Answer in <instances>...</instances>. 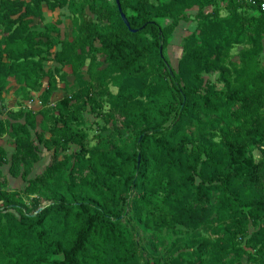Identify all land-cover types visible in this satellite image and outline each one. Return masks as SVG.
Masks as SVG:
<instances>
[{
    "label": "trees",
    "instance_id": "1",
    "mask_svg": "<svg viewBox=\"0 0 264 264\" xmlns=\"http://www.w3.org/2000/svg\"><path fill=\"white\" fill-rule=\"evenodd\" d=\"M44 1L51 11L68 8L72 41L32 30ZM119 1L130 28L116 0H0V101L11 80L25 100L47 78L44 96L54 94L44 63L60 47L54 61L77 75L87 68V86L111 112L110 134L90 139L74 123L106 105L89 89L73 108L64 99L62 113L46 111L50 138L41 134L38 144L53 162L31 179L37 114L0 121V138L11 130L16 145L11 161L0 149V264H191L162 239L177 225L209 247L198 264H264V0ZM193 21L175 72L165 51L180 24ZM213 74L223 89L205 81ZM5 165L27 184L23 192L8 190Z\"/></svg>",
    "mask_w": 264,
    "mask_h": 264
},
{
    "label": "rangeland",
    "instance_id": "2",
    "mask_svg": "<svg viewBox=\"0 0 264 264\" xmlns=\"http://www.w3.org/2000/svg\"><path fill=\"white\" fill-rule=\"evenodd\" d=\"M51 3L57 6L58 0H50ZM112 1V0H111ZM43 15L40 18H36L32 24V30L36 33H48L51 37H56L57 35L63 41H72L73 40V16L70 14L68 8L59 9L56 8L55 11H51L47 6V2L42 3ZM211 11V10H210ZM222 15H226L227 11L225 6L222 7ZM197 12V9L188 11V15L194 17ZM170 24V21L162 22L163 26ZM197 24L195 21L191 23H181L178 29L172 36V39L167 47L165 53L168 57L170 67L173 71H178V63L184 53V44L186 39L193 35L196 32ZM47 37L42 38V41L47 42ZM60 51V47H53L50 50L46 51V60H45V72L46 74L51 73L56 79V90L49 98L44 96V93L48 89L49 79L43 81V87L37 92L32 94L30 100H25L22 95H16L18 90V85L14 80L10 81V91L8 94L4 95V100L0 101V121H6L10 125L16 123H25V114L33 112L37 114V129L32 131V136L34 142L39 147L40 162L34 167V172L29 178H35L42 175L46 169L53 162V151H48L44 148L43 145L38 144V136L43 135L46 139L50 138V135L47 132H43L42 128L51 126L50 119L45 116V112L49 111L54 115H58L63 111L60 109L59 105L64 99H68L70 102L71 108L75 105V96L79 91L83 89H89L90 94H94L98 99H101L106 107L102 110H98L93 106H90L89 109L84 113L83 122L74 123V125L79 129L83 130L88 134L90 139H93L96 135L108 136L110 132V125H106V119L111 115L110 109L107 106V99L105 95L99 90L94 88H89L87 85L90 82L87 68L82 70L80 75H77L73 72L72 68L69 66H60L55 61V55ZM240 48H236L233 51V61L238 62V54ZM103 62V60H101ZM264 61V59H263ZM55 70H59V73H55ZM205 81L217 86L219 89H223V85L218 80V74L206 75ZM111 93L116 94L117 91L114 88H111ZM42 102V105L39 103ZM67 111L64 109V112ZM98 115V116H97ZM9 133L6 134L3 138H0V149L5 151L6 158L8 161H11L12 156L16 152V145L14 139L10 136ZM79 151V148L72 147L70 153H76ZM258 157L259 154L256 153ZM10 165H5L1 169L3 175L9 181V191H18L23 192L26 189L27 184L23 181L22 178L14 179L9 174ZM35 198L28 200V205L34 209L32 206L35 202ZM254 229L250 231V235L253 234ZM205 243L215 241L212 239V236L207 235L206 233L202 234ZM211 237V238H210ZM162 239H166L170 247L174 244L176 252L173 253L172 257L177 258L180 255L183 256V259L187 263L198 264L200 261L207 259L210 256L209 247L204 248L198 246V242L194 241L195 236L182 226H175L170 229H164L162 234ZM195 243V245H194ZM62 259L59 257H50L45 264H60ZM140 264H145L143 261H140Z\"/></svg>",
    "mask_w": 264,
    "mask_h": 264
},
{
    "label": "water",
    "instance_id": "3",
    "mask_svg": "<svg viewBox=\"0 0 264 264\" xmlns=\"http://www.w3.org/2000/svg\"><path fill=\"white\" fill-rule=\"evenodd\" d=\"M116 2H117V5H118V8H119V11H120V13H121V16H122V19H123L125 25H126L128 28H130L129 21H128L126 15L123 14V12H122L121 5H120V1H119V0H116ZM161 52H162V48H161ZM168 68L171 69L169 66H168ZM139 162H140V159H139Z\"/></svg>",
    "mask_w": 264,
    "mask_h": 264
},
{
    "label": "built area",
    "instance_id": "4",
    "mask_svg": "<svg viewBox=\"0 0 264 264\" xmlns=\"http://www.w3.org/2000/svg\"><path fill=\"white\" fill-rule=\"evenodd\" d=\"M249 3H251L252 5H255L256 4V0H247ZM260 8H261V11L264 13V3H262L260 5ZM40 105H42V102L39 103Z\"/></svg>",
    "mask_w": 264,
    "mask_h": 264
},
{
    "label": "crops",
    "instance_id": "5",
    "mask_svg": "<svg viewBox=\"0 0 264 264\" xmlns=\"http://www.w3.org/2000/svg\"><path fill=\"white\" fill-rule=\"evenodd\" d=\"M263 59H264V56H263Z\"/></svg>",
    "mask_w": 264,
    "mask_h": 264
}]
</instances>
